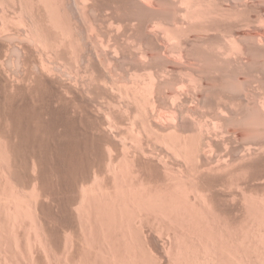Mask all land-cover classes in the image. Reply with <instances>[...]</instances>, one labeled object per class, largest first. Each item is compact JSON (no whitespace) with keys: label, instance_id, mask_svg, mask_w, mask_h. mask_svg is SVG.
Here are the masks:
<instances>
[{"label":"rangeland","instance_id":"1","mask_svg":"<svg viewBox=\"0 0 264 264\" xmlns=\"http://www.w3.org/2000/svg\"><path fill=\"white\" fill-rule=\"evenodd\" d=\"M208 1L0 0V264L264 263V0Z\"/></svg>","mask_w":264,"mask_h":264},{"label":"bare ground","instance_id":"2","mask_svg":"<svg viewBox=\"0 0 264 264\" xmlns=\"http://www.w3.org/2000/svg\"><path fill=\"white\" fill-rule=\"evenodd\" d=\"M81 1H82V0H81ZM83 1H85V0H83ZM185 1H186L187 4H188V3H192V4L196 5V7H198L199 4H202L203 6H205V5H207L208 2H209L208 0H185ZM210 1H211V0H210ZM184 3H185V2H184ZM197 3H198V4H197ZM212 3H213V2H212ZM187 4H186V5H187ZM210 4H211V3H209V5H210ZM83 5H84V4H83ZM188 5H189V4H188ZM197 5H198V6H197ZM209 5H207V6L210 7ZM207 6H206V7H207ZM212 6H213V5H212ZM196 7H195V8H196ZM208 7H207V8H208ZM185 8H186V6H185ZM190 8H193V9H194L193 11H189V10H191V9H189V6H188V9H189V10H187V11H189V15H190V17H193L194 19H195V17L199 18V13L202 12L201 10H203V8H201V6H199V11L196 10L194 7H191V5H190ZM200 8H201V9H200ZM204 8H205V7H204ZM197 9H198V8H197ZM209 9H210V8H209ZM185 10H186V9H185ZM204 10H205V9H204ZM215 10H216V9H215ZM200 11H201V12H200ZM205 11H206V10H205ZM82 13H83V12H82ZM184 13H185V12H184ZM186 13H187V12H186ZM204 13H205V12H204ZM202 14H203V13H202ZM202 14H201V15H202ZM205 14H206V13H205ZM83 15H84V14H83ZM202 16H203V15H202ZM82 17H83V16H82ZM190 17H189V18H190ZM204 17H205V15H204ZM204 17H203V18H204ZM187 18H188V15H187ZM200 18H202V17L200 16ZM195 20L198 22L199 19H195ZM201 20H202V19H201ZM208 20H209V19H208ZM190 21H192V19H191ZM193 21H194V20H193ZM196 21H195V22H196ZM192 27H194V26H192ZM197 27H198V26H197ZM177 32H178V31H177ZM180 32H181V31H180ZM175 33H176V32H175ZM186 33H187V32H186ZM168 34H169V33H168ZM178 34H179V33H178ZM174 35H175V34H173V38H174ZM168 36H169V35H168ZM168 36H167V37H168ZM176 36H177V34L175 35V38H174V39L177 40ZM177 37H178V36H177ZM179 38H180V37H179ZM172 40H173V39H172ZM178 40H179V39H178ZM233 42H236V41L233 40ZM233 42H232V44H233ZM240 42H241V41H240ZM181 43H182V42H181ZM236 43H237V42H236ZM48 44H49V43H48ZM241 44H242V43H241ZM241 44H240V45L238 44V45H239V46H242ZM246 47H247V46H246ZM240 48H241V47H240ZM217 50H218V49H217ZM229 50H230V49H229ZM240 50H242V49H240ZM231 53H232V52H231ZM195 57H196V56H195ZM200 59H201V58H200ZM201 62H202V61H201ZM252 71H253V70H252ZM199 74H200V73H199ZM191 78H192V77H191ZM37 79H38V78H37ZM44 80H45V79H44ZM48 81H49V80H48ZM150 81H151V79H150ZM148 82H149V80H148ZM154 82H155V81H154ZM154 82H153V83H154ZM194 83H195V82H194ZM147 84H148V83H147ZM149 85H150V83H149ZM234 85H235V84H234ZM246 85H247V83H246ZM262 85H263V84H262ZM145 86H147V85H145ZM152 86H153V85H152ZM263 86H264V85H263ZM223 87H224V86H223ZM226 87H227V86H226ZM146 88H147V87H146ZM149 88H151V86H149ZM233 88H234V87H233ZM236 88H237V87H236ZM222 89H223V88H222ZM228 89H229V88H228ZM228 89H227V90H228ZM229 90H232V88L229 89ZM261 90H262V89H261ZM147 91H148V90H147ZM150 91H151V90H150ZM233 91H234V89H233ZM263 91H264V90H263ZM224 92H225V91H224ZM236 92H237V91H235V93H236ZM263 93H264V92H263ZM224 94H225V93H224ZM56 95H57V94H56ZM235 96H236V95H235ZM232 98H233V97H232ZM230 99H231V98H230ZM233 99H234V98H233ZM220 100H221V99H220ZM231 100H232V99H231ZM238 100H239V99H238ZM144 101H146V100H144ZM49 102H50V101H49ZM1 103H2V102H1ZM43 103H44V102H43ZM45 103H46V102H45ZM51 103H52V102H51ZM58 103H59V102H58ZM58 103H57V104H58ZM145 103H146V102H145ZM75 104H76V103H75ZM17 105H18V104H17ZM78 107H79V106H78ZM62 108H63V107H62ZM65 108H66V107H65ZM49 109H50V108H49ZM23 110H24V109H23ZM26 111H27V110H26ZM57 111H58V110H57ZM263 111H264V110H263ZM66 112H67V110H66ZM34 113H35V112H34ZM71 113H72V112H71ZM65 114H66V113H65ZM79 114H80V113H79ZM12 115H13V114H12ZM262 115H263V114H262ZM37 116H38V115H37ZM44 116H45V115H44ZM60 117H61V116H60ZM22 118H23V117H22ZM45 118H46V117H45ZM57 118H58V117H57ZM47 119H48V118H47ZM252 120H254V119H252ZM252 120H251V121H252ZM64 121H65V120H64ZM67 121H68V120H67ZM78 121H79V120H78ZM249 121H250V120H249ZM35 122H36V121H35ZM75 123H76V122H75ZM85 123H87V122H85ZM254 123H255V122H253V124H254ZM256 123H257V122H256ZM47 124H48V123H47ZM54 124H56V123H54ZM59 126H60V125H59ZM244 126H245V125H244ZM51 127H52V126H51ZM72 127H73V126H72ZM72 127H71V128H72ZM82 127H83V126H82ZM249 127H250V126H249ZM257 127H258V126H257ZM83 128H84V127H83ZM92 128H93V127H92ZM263 128H264V127H263ZM82 130H83V129H82ZM86 130H87V128H86ZM86 130H85V131H86ZM250 130H251V129H250ZM252 130H253V129H252ZM260 130H261V129H260ZM48 131H49V130H48ZM70 131H71V130H70ZM72 131H73V130H72ZM77 131H78V130H77ZM253 131H254V130H253ZM257 131H258V130H257ZM68 132H69V131H68ZM78 132H79V131H78ZM88 132H89V129H88ZM249 132H250V131H249ZM250 133H251V132H250ZM250 133H249V134H250ZM255 133H256V132H255ZM257 133H258V132H257ZM257 133H256V134H257ZM259 133H260V132H259ZM84 134H85V133H84ZM89 134H90V132H89ZM38 135H39V134H38ZM49 135H50V134H49ZM59 135H60V134H59ZM68 135H69V134H68ZM85 135H86V134H85ZM97 135H98V134H97ZM101 135H102V134H101ZM200 135H201V134H200ZM253 135H254V134H253ZM257 135H258V134H257ZM262 135H263V134H262ZM82 136H83V135H82ZM249 136H250V135H249ZM26 137H27V136H26ZM58 137H59V136H58ZM76 137H77V136H76ZM233 137H234V136H233ZM244 137H245V136H244ZM254 137H256V136H254ZM257 137H258V136H257ZM83 138H84V137H83ZM86 138H87V136H86ZM98 138H99V137H98ZM99 139H100V138H99ZM199 139H200V138H199ZM260 139H262V138H260ZM25 140H26V139H25ZM66 140H68V139H66ZM69 140H70V139H69ZM72 140H73V139H72ZM102 140H103V139H102ZM244 140H246V139H244ZM253 140H254V138H253ZM32 141H33V140H32ZM197 141H198V140H197ZM200 141H201V140H200ZM242 141H243V140H242ZM248 141H249V140H248ZM93 142H94V141H93ZM204 142H205V141H204ZM249 142H250V141H249ZM254 142H255V141H254ZM67 143H68V142H67ZM73 143H74V142H73ZM200 143H201V142H200ZM202 143H203V140H202ZM202 143H201V144H202ZM228 143H229V142H228ZM246 143H247V142H246ZM20 144H21V143H20ZM46 144H47V143H46ZM93 144H94V143H93ZM101 144H102V143H101ZM201 144H200V145H201ZM247 144H248V143H247ZM247 144H245V145H247ZM249 144H250V143H249ZM197 145H198V144H197ZM259 145H261V144H259ZM259 145H258V147H259ZM73 146H74V145H73ZM82 146H83V145H82ZM82 146H81V147H82ZM103 146H104V145H103ZM202 146H203V145H202ZM249 146H250V145H249ZM263 146H264V145H263ZM92 147H93V146H92ZM196 147H197V146H196ZM203 147H204V146H203ZM243 147H244V146H243ZM247 147H248V146H247ZM247 147H245V148H247ZM253 147H254V146H253ZM58 148H59V147H58ZM68 148H69V147H68ZM77 148H78V147H77ZM82 148H83V147H82ZM103 148H104V147H103ZM198 148H199V147H198ZM200 148H201V147H200ZM32 149H33V148H32ZM201 149H202V148H201ZM250 149H252V147H251ZM263 149H264V147H263ZM198 150H199V149H198ZM198 150H197V151H198ZM241 150H242V149H241ZM243 150H245V149H243ZM247 150H248V149H246L245 151H247ZM252 150H253V149H252ZM255 150H257V149H255ZM260 150L262 151L261 148H260L258 151H260ZM74 151H75V150H74ZM176 151H177V150H176ZM192 151H193V150H192ZM192 151H191V152H192ZM195 151H196V150H195ZM258 151H257V152H258ZM45 152H46V151H45ZM56 152H57V150H56ZM77 152H78V151H77ZM79 152H80V150H79ZM87 152H88V151H87ZM180 152H181V151H180ZM180 152H179V153H180ZM239 152H240V151H239ZM249 152H250V151L248 150L247 153H248L249 156H250L251 153H249ZM85 153H86V152H85ZM173 153H175V152L173 151ZM194 153H195V152H194ZM242 153H243V152H242ZM242 153H241V154H242ZM65 154H66V153H65ZM192 154H193V153H192ZM195 154H196V153H195ZM245 154H246V152H245ZM245 154H242V155H241L242 157H240V158L243 159V158L246 156ZM198 155H199V154H198ZM201 155H202V154H201ZM201 155H200V157H201ZM243 155H245V156H243ZM98 156H99V155H98ZM196 156H197V155H196ZM249 156H248V157H249ZM57 157H58V156H57ZM81 157H82V156H81ZM248 157H246V158H248ZM48 158H49V157H48ZM79 158H80V157H79ZM86 158H88V157H86ZM91 158H92V157H91ZM246 158H244V159H246ZM103 159H104V158H103ZM96 160H97V159H96ZM93 161H94V160H93ZM44 162H45V161H44ZM62 162H63V161H62ZM78 162H79V161H78ZM52 163H53V162H52ZM65 163H66V162H65ZM71 163H72V162H71ZM78 164H79V163H78ZM61 165H62V164H61ZM69 165H70V164H69ZM79 165H80V164H79ZM52 166H55V165H52ZM63 166H64V165H63ZM65 166H67V165H65ZM72 166H73V165H72ZM51 168H52V167H51ZM64 168H65V167H64ZM83 169H84V168H83ZM52 171H53V170H52ZM74 171H76V170H74ZM83 172H84V171H83ZM49 173H50V172H49ZM58 173H59V172H58ZM92 173H93V172H92ZM76 174H77V173H76ZM67 176H68V175H67ZM76 176H77V175H76ZM80 176H81V175H80ZM46 177H47V176H46ZM51 177H52V176H51ZM51 177H50V178H51ZM63 177H64V176H63ZM77 177H78V176H77ZM48 178H49V177H48ZM46 179H47V178H46ZM70 179H71V178H70ZM51 180H52V179H51ZM93 180H94V179H93ZM48 181H49V180H48ZM76 181H77V180H76ZM63 182H64V181H63ZM69 182H71V181H69ZM82 182H83V181H82ZM59 183H60V182H59ZM78 183H79V182H78ZM73 185H74V184H73ZM64 187H65V186H64ZM71 187H73V186H71ZM82 187H83V186H82ZM80 189H81V188H80ZM61 190H62V189H61ZM82 191H83V190L81 189L80 192H82ZM82 194H83V193H82ZM85 194H86V193H85V191H84V194H83V195H85ZM69 196H70V195H69ZM80 196H81V195H80ZM82 197H83V196H82ZM82 197H81V198H82ZM83 198H84V197H83ZM82 200H83V199H82ZM195 200H196V199H195ZM161 202H162V201H161ZM262 202H263V201H262ZM263 203H264V202H263ZM259 206H260V205H259ZM170 210H171V209H170ZM262 210H263V209H262ZM15 213H16V212H15ZM17 213H18V211H17ZM17 213H16V214H17ZM173 215H174V214H173ZM172 217H173V216H172ZM193 225H194V224H193ZM246 234H247V233H246ZM35 236H37V235H35ZM251 237H252V235H251ZM36 240H37V239H36ZM263 240H264V239H263ZM262 242H263V241H262ZM241 243H242V242H241ZM241 243H240V244H241ZM249 243H250V242H249ZM159 244H160V243H159ZM165 244H166V243H165ZM240 244H239V245H240ZM254 244H255V242H254ZM263 244H264V243H263ZM144 245H145V244H144ZM162 245H163V244H162ZM175 245H176V244H175ZM247 245H248V244H247ZM254 246H255V245H254ZM261 246H262V244H261ZM249 247H250V245H249ZM249 247H248V248H249ZM144 248H145V247H144ZM213 248H214V247H213ZM255 248H256V247H255ZM205 249H206V248H205ZM262 249H263V248H262ZM179 250H180V249H179ZM257 250H258V249H257ZM260 250H261V248H260ZM164 251H165V250H164ZM249 251H250V250H249ZM251 251H252V250H251ZM175 252H176V251H175ZM235 252H236V251H235ZM262 252H263V251H262ZM203 253H205V251H204ZM215 253H216V252H215ZM252 253H253V252H252ZM195 254H196V253H195ZM209 254H210V253H209ZM239 254H240V253H239ZM254 254H255V253H254ZM256 254H257V253H256ZM259 254H260V253H259ZM261 254H263V253H261ZM176 255H177V254H176ZM187 255H188V254H187ZM213 255H214V254H213ZM230 255H231V254H230ZM170 256H171V255H170ZM180 256H181V255H180ZM191 256H192V255H191ZM200 256H201V255H200ZM239 256H240V255H239ZM167 257H168V256H167ZM205 257H206V256H205ZM212 257H213V256H212ZM222 257H223V256H222ZM147 258H148V257H147ZM230 258H231V257H230ZM259 258H260V257H259ZM194 259H195V258H194ZM245 259H246V257H245ZM254 259H255V257H254ZM260 259H261V258H260ZM260 259H259V261H260ZM188 260H189V259H188ZM150 261H151V260H150ZM176 261H177V259H176ZM259 261H258V262H259ZM262 261H263V260H262ZM178 262H179V261H178ZM183 262H184V261H183ZM201 262H202V261H201ZM210 262H211V261H210ZM243 262H244V261H243ZM263 262H264V261H263ZM188 263H189V262H188ZM188 263H187V264H188ZM212 263H213V262H212ZM157 264H158V263H157ZM205 264H206V263H205ZM207 264H208V263H207ZM234 264H235V263H234ZM237 264H238V263H237ZM256 264H257V263H256ZM263 264H264V263H263Z\"/></svg>","mask_w":264,"mask_h":264}]
</instances>
